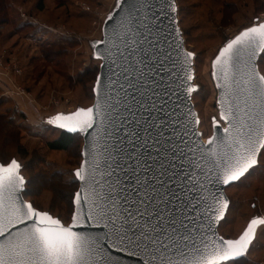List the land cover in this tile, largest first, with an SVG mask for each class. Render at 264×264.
<instances>
[{
  "label": "water",
  "instance_id": "obj_1",
  "mask_svg": "<svg viewBox=\"0 0 264 264\" xmlns=\"http://www.w3.org/2000/svg\"><path fill=\"white\" fill-rule=\"evenodd\" d=\"M261 24L264 22L252 27H259ZM102 32L103 39L93 44L94 57L101 61L94 86L93 105L54 116L55 120L57 116H71L79 110L93 109L94 114L99 112L91 128H77L75 131L61 128L70 134H80L83 138L82 163L75 171V176L78 171L84 169L86 179L90 180L88 170L95 169L99 164L96 178L102 184L114 183L118 193L122 189L130 190L134 180L132 170L137 167L136 162L129 159L130 154L137 155L131 142L143 145L142 138L151 135L154 140H159L161 151L157 154L151 143L147 151L141 147L140 165L143 166L145 161L147 165H151L150 168L144 167L142 175L145 177H153L163 171L159 167L161 163L169 169L162 178L171 181L170 187L161 191L167 192L170 199V202L163 206L165 221H171L170 224L166 223L165 227L167 232L176 238V251L168 255L180 258V250L191 255L194 252L193 243L203 247L201 240L206 243L217 239L238 240L244 232L237 239H226L220 235L219 225L225 218L230 204L226 189L258 165L263 149L259 146V141L264 138L261 136L264 129L259 122L264 114V101L259 96H253L245 104L247 93L241 95L240 89L252 87L251 84H246V81L253 78V73L257 78L264 77L258 65L264 49L258 50L247 65L242 62L235 67H227L231 76L230 85L224 77L227 57L221 58L220 64H215V61L221 50L236 37L220 49L212 63V77L218 92L219 117L224 124L213 119V135L204 141L199 131L200 119L193 103V95L197 90L194 85L195 55L185 45L179 25L177 0H118L116 7L104 22ZM235 95H240L239 101L234 99ZM237 103L250 110L254 118L248 123L253 126L251 146L257 149V162L238 180L225 184L223 169L230 162L226 156L229 151L226 144L231 138L225 132L230 125L221 118V113L230 105L233 106L234 112L237 111ZM243 131L247 132V129ZM235 135L237 134L233 133V136ZM210 140L213 143L210 144ZM235 147L234 144L233 148ZM15 161L20 166L18 175L24 180L23 190L19 195L25 203L32 204L24 197L26 180L21 174L20 163ZM106 172L111 175H103ZM76 178L79 182L76 192L78 193L84 187L85 180L77 176ZM160 194L161 192H157V196ZM225 202L227 207L222 209L220 215L218 212ZM73 204V215H82L80 225L73 230L89 240H94L107 264H144L139 252L133 256L125 250H117V242L111 236V228L106 226L107 220L100 219L97 215L99 210H94L91 203L84 205L82 200L77 205L74 197ZM85 212L87 215H83ZM88 216L93 219H88ZM254 219L264 221V217ZM263 225L264 223L256 227V237ZM24 227L23 224L18 225L17 229H12L13 234L17 230L22 231ZM181 237L187 239L183 240ZM0 242H3L2 238Z\"/></svg>",
  "mask_w": 264,
  "mask_h": 264
},
{
  "label": "rangeland",
  "instance_id": "obj_2",
  "mask_svg": "<svg viewBox=\"0 0 264 264\" xmlns=\"http://www.w3.org/2000/svg\"><path fill=\"white\" fill-rule=\"evenodd\" d=\"M40 1L0 0V6H7L4 13L10 20L19 13L25 22L38 19L49 21L52 25L50 30H57L53 31L59 35H65L68 29L74 31L75 48L72 49L70 61L64 58L46 61L41 56V47L45 42L48 43V39L52 42L54 38L38 36L33 27H26L8 43L0 42V101L7 99L0 111L11 113L10 116L20 127L18 131L10 132L11 138L7 141L4 134L0 135V148L3 149L5 142L4 150L8 155L6 162L15 158L24 166L25 178L32 181V196L29 199L36 208L68 225L73 216V206L66 193H53L48 189V182L51 181L42 177L41 173L59 172L65 181H73L74 173L82 163L84 142L78 138L69 152L50 151L46 143L56 139L60 132L50 128L47 120L60 113L68 114L79 107L93 105L95 79L89 71H94L95 76L101 61L93 59L92 45L103 39L104 22L118 0H42L44 11L39 12L37 6ZM177 4L185 45L195 55L194 85L197 90L193 95V103L200 119L199 131L206 141L213 135V119L222 122L217 103L218 92L212 77V63L229 40L256 25V20L264 16V0H177ZM82 5L91 7V11L86 12L91 20H72L70 13H85ZM22 12L27 14V19L22 17ZM4 13L0 14V20ZM15 27L12 23L4 34L14 32ZM17 42L22 47L14 51L13 45ZM34 56L38 58L31 65L32 77L26 79L24 62L26 58ZM22 70L24 72L21 74ZM259 70L264 75V53ZM20 109L26 116L20 115ZM20 148L28 153L27 157H23ZM226 194L230 208L219 227V233L226 239H237L252 219L264 217V148L257 167L239 183L230 186ZM227 264H264V225L259 228L246 257Z\"/></svg>",
  "mask_w": 264,
  "mask_h": 264
},
{
  "label": "snow or ice",
  "instance_id": "obj_3",
  "mask_svg": "<svg viewBox=\"0 0 264 264\" xmlns=\"http://www.w3.org/2000/svg\"><path fill=\"white\" fill-rule=\"evenodd\" d=\"M262 49L264 24L249 28L236 37L221 50L215 64H220L221 58L227 57L224 77L230 85L231 76L227 67H235L242 62L247 65L257 51ZM246 84H251L252 87L240 89L241 95L247 93L245 104L253 96H259L264 101V77L257 78L253 73V78L246 81ZM234 99L239 101L240 95H235ZM235 109L237 111L234 112L233 106L230 105L221 113V118L230 125L225 132L231 138L226 144L229 150L226 156L230 162L223 169L225 184L238 180L257 162V149L251 146L253 126L248 123L254 118L250 110L241 107L239 103L235 105ZM96 115H99V112L94 114L93 109L79 110L71 116H57L50 123L75 131L77 128H91ZM61 121L63 123H60ZM259 123L264 129V114L261 115ZM244 129H247V132L243 131ZM233 133L237 135L233 136ZM261 136L264 137V130ZM142 139L143 145L131 142L137 155L130 154L129 159L134 160L137 167L132 170L134 180L130 190L122 189L118 193L114 183L102 184L96 178L99 169L97 164L95 169L88 170L90 180L86 179L84 169L76 173L77 177L85 180L81 192L75 195L76 204L79 205L83 200L84 205L91 203L94 210L98 209L97 215L101 220H107L106 226L111 228V236L117 242V250H125L133 256L139 252L144 264H222L244 256L256 240V227L264 221L252 220L238 240L217 239L212 243L201 240L203 247L193 243L194 252L191 255L183 250L179 252L180 258L168 255L176 251V238L170 235L165 227L166 223L170 224L171 221H165L163 206H166L170 199L167 192L161 191L170 187L171 181L162 178L169 169L161 163L159 167L163 171L158 175H142L144 167L150 168L151 165H147V161L143 166L140 165V148L143 147L147 151L151 143L157 154L161 151L159 140H154L151 135ZM209 143L213 141L210 140ZM259 146L264 147V138L259 141ZM19 167L15 160L8 166L0 165V238L3 240L0 242V264H107L106 258L99 252V245L73 230L80 225L82 215H73L71 222L65 226L59 218H54L48 212L37 210L32 204L24 202L23 197L19 195L24 185L23 178L18 175ZM103 175L110 176L111 173L106 172ZM152 180L155 182L150 183ZM157 192L161 194L157 196ZM226 207L225 202L218 214L222 215V209ZM88 219L93 217L88 216ZM21 224L25 225L24 229L13 234L12 229H17Z\"/></svg>",
  "mask_w": 264,
  "mask_h": 264
},
{
  "label": "trees",
  "instance_id": "obj_4",
  "mask_svg": "<svg viewBox=\"0 0 264 264\" xmlns=\"http://www.w3.org/2000/svg\"><path fill=\"white\" fill-rule=\"evenodd\" d=\"M37 8L39 9V12H43L44 11V9H43V1L42 0L38 3ZM6 10H7V6H5V7L4 6H2V7L0 6V14L4 13ZM86 12L88 13V11H85V13H83L82 15L81 14L77 15L76 13L72 12V13H70V18L72 20H76V21L77 20H82V21H86V22L90 21L91 19L89 18L88 14ZM16 14H17L16 17H14L13 20L12 19L10 20L4 13L5 16L3 15V18L0 20V42H1V44L4 43V42L8 43L10 41V39L15 38L16 36H18V33L22 32L23 29H25L26 27H33V28H35V33H38L37 34L38 36H44L45 35V39L50 38V37L54 38L52 42L49 41V39H48V41H47L48 43L45 42L44 45H42V47H41V56L44 58V60H46V61L49 60L51 62H54L56 60H62L64 58V59H67V60L70 61L71 55H72V49L75 48V46H74L75 44L74 43H76L75 39H74V37H75L74 36L75 35L74 31H71V30L68 29V31H67V33L65 35H59V34L53 33L50 29H48L49 26L52 27V25H51V23L49 21H46V20L42 19V20L39 21V23L38 22H25V21L21 20L19 13H16ZM29 18H30V16H29ZM12 23L16 25L14 32H9L7 35H5L4 34L5 29H7L9 26H12ZM21 47H22V44L17 42V43H15L13 45V50L17 51ZM92 48H93V45H92ZM262 55H261V57L259 59V62H260V60L262 58ZM37 58H38L37 56L30 57L29 59L26 58V61L24 62V64H25L24 65V68H25L24 71L26 72L25 73L26 74V79H30L32 77L33 68L31 67V65L34 64V62L36 61ZM93 59L97 60V59H95L94 54H93ZM259 62H258V65H259ZM95 71H96L95 72V76L93 74L94 71H89V74H91L90 75L91 77L92 76L94 77V79H95L94 82L96 83L97 76L99 74L100 69H99V71H98V69H96ZM89 74H88V76H89ZM95 83H94V86H95ZM93 95H94V88H93ZM6 103H7V99H4L3 101H0V107L3 106ZM79 108H83V107H79ZM21 112H22L20 114L21 116H26L23 113L22 110H21ZM10 114L11 113H9V112L2 113L0 111V135L4 134L5 141H7L9 138H11V136H9L10 132L14 133V131H16V130L18 131V129H20V127L16 124L15 120L10 116ZM50 121H54V117L49 118L47 120V123L50 126V128L58 130L60 132L59 136L56 139H54L52 141H48L46 143L47 148L50 151H53V152H69L70 149L73 147V145L76 143L78 138H81L83 140V138H82V136L80 134H70V133L62 130L61 128H59L55 123H50ZM8 143H10V142H7V144ZM16 144L18 145L19 142L17 141ZM4 147H6L5 142H4ZM4 147H3V149L0 148V164L8 165L13 160H16V159L15 158H13V159L11 158V159H9V161L6 162L5 158H7L8 155H7L6 151L4 150ZM20 149L23 150L22 148H20ZM22 155H23V157H27L28 153L23 150L22 151ZM81 157H82V153H81ZM24 170H25L24 166L23 167L21 166V174L25 178ZM74 175H75V173H74ZM41 176L46 178V179H48L49 181H51V182H48V186H49L48 189L53 191V193H54V191H60L61 194H65L66 193L65 196H67V199L69 200V203H70L71 207L73 206L72 208H73V211H74L73 201H74L75 194H76V192L79 189V182H78L76 176H75L74 180L70 181V182L65 181L63 174L59 173V172H55V173H52V174H50V173H41ZM25 180H26V186H25V190L23 192L24 197H25V199L27 201H30L33 204V206L36 208V206L34 205V202L29 199L32 196L31 195V190H30V187L32 185V181L28 180L27 178H25ZM56 181L58 183L54 184V183H56ZM240 181H238L237 183H239ZM237 183H235V184H237ZM229 203H230V200H229ZM229 208H230V204H229ZM225 219H226V216L223 219V221ZM221 223H220V225H221ZM220 225H219V227H220ZM245 257L246 256H244V257H242V258H240L238 260H235V261H229L227 263H234V262L240 261L241 259H244ZM227 263H223V264H227Z\"/></svg>",
  "mask_w": 264,
  "mask_h": 264
},
{
  "label": "built area",
  "instance_id": "obj_5",
  "mask_svg": "<svg viewBox=\"0 0 264 264\" xmlns=\"http://www.w3.org/2000/svg\"><path fill=\"white\" fill-rule=\"evenodd\" d=\"M83 6V9L85 10V11H91V7H89V6H87V5H82ZM22 17L23 18H25V19H27L28 18V16H27V14H25V13H23L22 12ZM35 22H37L36 20H35ZM256 22H257V24H259V23H261V22H264V16H261L260 17V20L258 19V20H256Z\"/></svg>",
  "mask_w": 264,
  "mask_h": 264
},
{
  "label": "crops",
  "instance_id": "obj_6",
  "mask_svg": "<svg viewBox=\"0 0 264 264\" xmlns=\"http://www.w3.org/2000/svg\"><path fill=\"white\" fill-rule=\"evenodd\" d=\"M38 20H39V19H38ZM38 20H37V22L39 23ZM50 28H51V26L48 27V29H50ZM53 30H54V29H52L51 31H52V32H54V31L57 32V30H54V31H53ZM60 31H61V30H60ZM54 33H55V32H54ZM66 33H67V32H65V34H66ZM44 38H45V37H44ZM15 59H16V58H15ZM0 60H1V59H0ZM0 68H1V67H0ZM23 72H24V71L22 70V71H21V74H22ZM0 88H1V87H0ZM2 91H4V90H2ZM21 110H22V109H21ZM23 112H24V111H23Z\"/></svg>",
  "mask_w": 264,
  "mask_h": 264
}]
</instances>
